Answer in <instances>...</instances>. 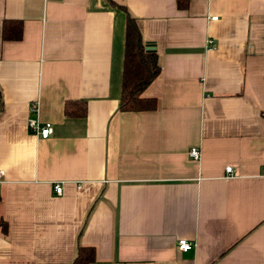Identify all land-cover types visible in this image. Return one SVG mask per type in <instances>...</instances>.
<instances>
[{"label":"crops","instance_id":"crops-1","mask_svg":"<svg viewBox=\"0 0 264 264\" xmlns=\"http://www.w3.org/2000/svg\"><path fill=\"white\" fill-rule=\"evenodd\" d=\"M112 2L0 0V264H264V0ZM128 16L153 110L119 109Z\"/></svg>","mask_w":264,"mask_h":264},{"label":"trees","instance_id":"trees-1","mask_svg":"<svg viewBox=\"0 0 264 264\" xmlns=\"http://www.w3.org/2000/svg\"><path fill=\"white\" fill-rule=\"evenodd\" d=\"M112 5V0H108ZM179 8H185L187 0H177ZM116 6V5H115ZM22 37V23L17 20L5 21L2 27V38L4 40H19ZM138 21L128 16L125 29L124 59L121 82V94L119 109L123 111H145L157 107L158 101L155 98H147L142 94L144 90L160 73L161 67L158 62L156 51L146 49ZM71 104L66 102V115L74 114L84 116L86 105L83 102L79 111L71 109ZM3 107V100L0 92V111ZM95 260V252L91 247L79 246L72 264H90Z\"/></svg>","mask_w":264,"mask_h":264},{"label":"built area","instance_id":"built-area-1","mask_svg":"<svg viewBox=\"0 0 264 264\" xmlns=\"http://www.w3.org/2000/svg\"><path fill=\"white\" fill-rule=\"evenodd\" d=\"M213 40L212 39H208L207 41V45L208 47H212L213 46ZM30 112L35 113L38 111V104L36 102L31 103L30 107H29ZM28 128L30 130L31 133H33L34 135L40 137V138H48L52 131H53V127L51 123H45V122H41L36 118H29L28 119ZM189 155L192 159H199L200 157V150L197 147H192L189 151ZM226 173L230 174L232 173V167H226ZM3 176H4V172L2 170H0V183L3 182ZM53 191L57 194L60 195L62 193V185L61 183H56L53 186ZM192 243L190 241H188L187 239H179L178 240V249L180 251H188L192 248Z\"/></svg>","mask_w":264,"mask_h":264},{"label":"water","instance_id":"water-1","mask_svg":"<svg viewBox=\"0 0 264 264\" xmlns=\"http://www.w3.org/2000/svg\"><path fill=\"white\" fill-rule=\"evenodd\" d=\"M146 49L149 51H155V45L153 43L148 42L146 44Z\"/></svg>","mask_w":264,"mask_h":264}]
</instances>
